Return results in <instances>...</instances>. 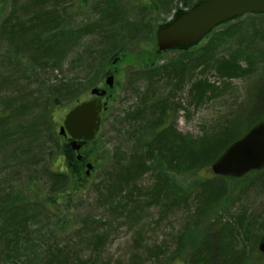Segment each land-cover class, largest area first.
<instances>
[{"label": "rangeland", "instance_id": "obj_1", "mask_svg": "<svg viewBox=\"0 0 264 264\" xmlns=\"http://www.w3.org/2000/svg\"><path fill=\"white\" fill-rule=\"evenodd\" d=\"M27 1L0 0V25L17 15L20 20L14 29L0 27V264H199L207 251L210 264H264L257 249L264 169L239 181H207L209 169L192 174L190 163L175 168L164 140H148L165 126V139L193 143L240 110L251 115L249 123L264 117V106L256 107V94H264V18L244 16L214 30L184 55L189 59L197 50L194 61L211 55L208 66L200 62L173 79L167 70L182 53L152 59L154 28L194 1L47 0L65 29L39 38L19 35L27 25L42 26L37 10V18L23 19L31 13L22 8ZM221 33L229 38L204 49ZM54 44L58 49L45 53ZM230 52L241 53L243 67L248 55L253 69L241 78L221 75L212 60ZM109 75L111 88L105 85ZM199 79L213 88L196 100L189 89ZM93 88H106L108 96L99 135L81 149L83 163L71 164V189L51 210L48 198L66 187L56 185L49 169L53 153L67 158L60 147L68 140L56 143L59 125ZM141 151L151 161L136 182L107 177L118 155ZM86 163L93 166L88 176ZM185 232L196 239V249L192 240L180 245Z\"/></svg>", "mask_w": 264, "mask_h": 264}, {"label": "trees", "instance_id": "obj_2", "mask_svg": "<svg viewBox=\"0 0 264 264\" xmlns=\"http://www.w3.org/2000/svg\"><path fill=\"white\" fill-rule=\"evenodd\" d=\"M47 0H28L25 2L22 6L24 10L31 9V13L26 15V17H23V19H31L39 15L42 20V26H35L34 24L27 25V27H22L21 31H19L20 37H22L24 34H27L31 32V34H34L37 38L41 37L44 33H49L51 31L59 30L60 28L65 29V23H60L59 21H56V18L52 17L49 10L45 6V2ZM191 4L186 7H191L193 4H195L198 0H192ZM1 6V2H0ZM35 10L38 11V15H34L33 13H36ZM175 11H179L176 9ZM44 15V16H43ZM247 16H256V15H247ZM259 20H262L264 18V15L257 16ZM22 19V18H21ZM242 18L237 19L240 21ZM13 21H20L19 15L14 17L12 21H8L7 23H3L0 25L3 29H14V22ZM166 21V20H165ZM163 21V22H165ZM161 22V23H163ZM4 26V27H3ZM25 26V25H22ZM220 25L219 27H221ZM225 26V25H224ZM218 27V28H219ZM0 28V29H1ZM134 30H136V27L134 26ZM83 31L89 32V28H84ZM155 31V28H154ZM152 33V31L150 32ZM78 33L74 34V37L77 36ZM229 34L221 33L220 35L216 36L214 39H210L208 44L204 46V49H206L209 46L216 45L218 42H222L224 38H229ZM36 38V39H37ZM57 44V43H56ZM56 44L47 47L45 50V53H50L52 49L56 51L58 48H56ZM41 47L40 45L36 46V50H39ZM62 50L58 52V55L62 54ZM197 50L192 51L190 53V58L187 59L184 55L188 54L189 52H185L184 55H181L176 64H172V67L167 70V75L171 76L173 79H179V75L182 74L185 70H194L197 65L204 63V66H208V61L210 59V56L202 57L200 61H194L192 59V56L196 54ZM160 55L156 54L154 51L152 53V59H157ZM241 53H235L230 52V54L226 57L221 58H214L212 60V63L216 64V69L219 71V73L223 76H226L228 78H241L245 75L246 72L253 69V63L249 59L250 57L248 55H245V58L248 59V63L245 67L241 65ZM246 61V60H245ZM201 62V63H200ZM178 66V68L176 67ZM173 75H172V74ZM263 85V84H262ZM209 88H213L210 84H208L205 80H198L193 81L190 85L189 94L192 96V98L199 100L197 97L204 94L206 92V89L209 90ZM195 90L198 91L197 95H195ZM264 90V89H263ZM256 100H258L256 107L264 106V98L260 100V95L264 97L263 92H259L256 94ZM161 111V115H163L167 107L163 103L162 107L159 109ZM254 117H256L258 114L253 113ZM250 116L245 110L238 111L235 115H233L230 119L226 120L225 122H222L221 124H217L215 127L211 128L210 131L205 133L204 135L198 137V140L191 142H185L184 137L180 138V141H178L174 136L170 137V139H165L164 137L167 135H163L166 133L168 129L164 128V130H158L154 133H151L148 135V140H156L161 139L164 140L166 143V150L168 153H173V158L171 164L172 166L179 167V165L187 164L189 166V169L192 174L196 173L199 169L205 168L209 169V166L211 162L221 153V151L233 140L238 138L239 136L244 133L245 130H247L249 127H251L254 123H256L260 119H264L263 116H257L252 122L249 123V120H245V118H249ZM247 124L244 130L240 129L242 125ZM163 133V134H162ZM162 134V135H161ZM62 137H56V143L57 147H59L64 141ZM146 140V141H148ZM92 141L91 143H94ZM148 143V147H149ZM60 149H65L67 152V158L64 160L63 155L61 151L57 152L54 156V153L52 155V158L50 160V172L52 173L53 177L56 179L55 183L58 184H66V187L62 189L64 192H62V195H60L59 192L56 196L51 195L48 198V206L51 210H55L59 208L61 202L60 199H63V195H67L68 192L71 189V181L73 176V171L71 169V164H79L83 163V158L79 161L75 158V153L71 150L68 143L63 144ZM148 150V149H147ZM157 152V151H156ZM177 153V155H176ZM158 156V154H157ZM151 160L146 157V153L142 152L137 153L132 152L128 157H122V155H118L111 166L110 171H108V176L111 178L114 175V179L118 180V183L122 181L123 178L132 179V181L136 182L137 179H139L141 176L145 175L147 173V164ZM204 169V170H205ZM257 172V171H256ZM253 173V172H252ZM198 175V174H197ZM176 173L174 174V177H176ZM173 177V176H172ZM214 176L211 175L210 178L206 179L207 181L213 179ZM134 179V180H133ZM243 179V178H242ZM156 183L152 187V193L155 194V188L160 187V178L156 179ZM240 180V179H239ZM236 180V181H239ZM116 182V181H114ZM117 183V184H118ZM192 240L191 243L194 245V248L196 249V239L192 238L188 232L180 233V237L178 238V241L180 242V245L183 247L187 241ZM200 250V248L198 249ZM201 251V250H200ZM203 251V250H202ZM179 252V251H178ZM209 253L210 259H208L209 256H202V260H199V264H202L203 262L206 264H210L209 261L212 259V251H207ZM233 262V259H232ZM234 264V263H232Z\"/></svg>", "mask_w": 264, "mask_h": 264}, {"label": "water", "instance_id": "obj_3", "mask_svg": "<svg viewBox=\"0 0 264 264\" xmlns=\"http://www.w3.org/2000/svg\"><path fill=\"white\" fill-rule=\"evenodd\" d=\"M246 14H264V0H199L187 10H179L166 23L155 30L156 54L187 49L220 24ZM108 87L113 86V75L105 79ZM106 89L93 88L91 95L104 96ZM94 97L76 104L66 114L59 126L60 136H69V144L80 160L81 147L93 140L100 128L101 111L106 104ZM86 174L93 169L86 163ZM215 175L241 178L251 171L264 168V121L256 123L246 134L229 144L211 164ZM264 253V232L258 244Z\"/></svg>", "mask_w": 264, "mask_h": 264}, {"label": "bare ground", "instance_id": "obj_4", "mask_svg": "<svg viewBox=\"0 0 264 264\" xmlns=\"http://www.w3.org/2000/svg\"><path fill=\"white\" fill-rule=\"evenodd\" d=\"M244 16H247V15H243V16H240V17H238V18H234V19H232V20H229V21H226V22H224V23H222L221 25L222 26H224V25H227V24H230L232 21H237V19H239V18H243ZM174 17V13H172L171 14V16L169 17L170 19H172ZM221 26V27H222ZM154 37H155V35H154ZM155 45H156V39H155ZM156 47H157V45H156ZM176 52H180V53H182V55H184V51H176ZM113 61L114 62H117V58H114L113 59ZM247 65V64H246ZM257 93V92H256ZM102 103H105L106 104V106H105V108H103L102 109V111H101V115L104 113V111L106 110V108H107V100H103L102 101ZM260 121H264V119H260V120H258L256 123H258V122H260ZM252 128V126L251 127H249L247 130H245L244 131V133H242V135L241 136H239L238 137V139L240 138V137H242L244 134H246L250 129ZM235 140H233L232 142H234ZM232 142H230L229 144H231ZM71 148V147H70ZM71 150H72V148H71ZM73 151V150H72ZM66 152V151H65ZM66 157H67V152H66ZM85 168H86V164H85ZM87 170V168L85 169V171ZM85 171H84V174L86 175V176H88V175H90V173H91V170H90V173L89 174H86L85 173ZM260 241V240H259ZM258 244H259V242H258ZM257 249H258V245H257ZM264 254V253H263Z\"/></svg>", "mask_w": 264, "mask_h": 264}]
</instances>
